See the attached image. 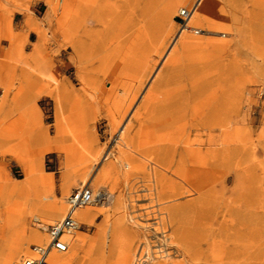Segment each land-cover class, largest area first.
Segmentation results:
<instances>
[{"label": "rangeland", "instance_id": "obj_1", "mask_svg": "<svg viewBox=\"0 0 264 264\" xmlns=\"http://www.w3.org/2000/svg\"><path fill=\"white\" fill-rule=\"evenodd\" d=\"M65 1L0 0V208L24 202L21 189H33L34 169L51 177L47 194L63 202L65 213L67 198L84 184L110 194L109 202L84 206L93 216L78 217L83 240L60 253L69 264H113L118 251L107 260L111 247L135 253L130 264H264V0H153L149 33L120 54L114 66L119 80L110 92L87 84L90 76L84 83L71 56L61 54L58 19ZM168 4L175 5L167 13ZM182 8L191 10L183 26ZM105 83L113 88L109 79ZM154 87L158 93L179 87L177 95L189 104L230 100L237 110V153L200 191L192 193L169 173L173 195V180L162 185L151 178L149 163L137 153L149 136L139 129ZM135 93L122 119L120 110ZM59 119L62 145L74 152L69 158L63 149H49ZM124 135L131 152L117 142ZM110 162L114 169L107 173ZM64 214L40 227L43 238L27 239L25 250L45 242L48 226ZM37 223L31 220V230ZM113 225L124 232L117 242Z\"/></svg>", "mask_w": 264, "mask_h": 264}, {"label": "bare ground", "instance_id": "obj_2", "mask_svg": "<svg viewBox=\"0 0 264 264\" xmlns=\"http://www.w3.org/2000/svg\"><path fill=\"white\" fill-rule=\"evenodd\" d=\"M152 2L153 0H145L144 5H141L140 0H66L64 2L58 19L61 41L63 42L60 47L62 48L61 54L71 56V63L75 65L76 74H82L81 78L84 83L87 82L85 78L87 75L90 76L88 77L90 82L87 84L102 85L103 92L106 90L108 92H110L109 90L115 91V85L119 80L114 68L115 63L123 51L134 47L148 35L152 23V15L149 10ZM168 5L170 7L167 13L175 4ZM189 17H191V10ZM187 27L189 26L186 25ZM184 29L182 30L184 31ZM69 50L71 51L68 52ZM91 70L98 72L103 76V79L101 80L97 76V78L91 77ZM108 79L111 81L112 89L110 86V89L106 87L105 81ZM166 81L168 80L163 83ZM89 89L91 88L85 85L84 97L86 98ZM178 90L179 87L174 89L170 87L158 93L154 87L145 96L144 104H146L147 114L144 121L141 119L140 123L142 124L139 131L149 136L147 139L140 140L141 146L137 153L143 158L145 166L149 163L148 168L153 175L151 178L153 177L157 182L159 181L163 185L164 181L171 180L168 175L171 173L175 178L184 181L191 191H200L204 184L219 176L222 162L235 157L240 144L238 135L240 120L237 110L230 100L225 102L213 98L207 102L189 104L177 95ZM137 94L130 96L127 105H124L120 110L121 112L123 110L122 119L135 103ZM106 95L105 97H108ZM72 97L74 100L79 99L76 94ZM88 103V108L93 107L90 101ZM248 114L245 115L244 120L248 119ZM121 121L123 122V120ZM144 128L147 130L145 131ZM57 130V136L53 140H48L49 144L53 143L49 149L59 152H62L63 149L65 156L69 158L74 152L70 146L62 145L66 137L61 132L60 119L57 121ZM121 133H119V137ZM118 139L117 142L126 148V152L133 150L125 135L121 136V140L118 141ZM244 142L245 140L242 141V143ZM105 154V156H109L112 155V152L107 151ZM113 169L114 162H110L105 172L110 173ZM30 173L31 180L33 179L35 184L31 190L21 189L24 202L17 206L7 205L3 209L0 208V253L6 252L5 260L0 264H16L23 252L25 257L32 255V248L25 250V241L29 238L31 240L43 238L44 234L40 227H46V223L52 222L57 216L65 213L63 202L54 194H47L45 186L52 180L51 177L44 173H35L34 169H31ZM172 180V182L170 181L171 190H174L172 194L176 195L175 180ZM15 188L16 185H12L10 189L15 191ZM75 216L77 219L79 217L81 220H90L93 211L82 206L76 210ZM32 219L38 222L37 228L34 230L30 228ZM78 230L64 236L70 242V249L73 244H78L83 240L78 234ZM123 233L118 225H113L111 239L117 242ZM187 233H182V235L185 236ZM48 241L49 236L43 243ZM116 250L118 257L113 264H130L132 257L136 255L127 248L111 247L106 259H110ZM66 252L54 251L51 257L53 264H69V260L60 254ZM169 254L167 255L169 256ZM134 264H137V261Z\"/></svg>", "mask_w": 264, "mask_h": 264}, {"label": "built area", "instance_id": "obj_3", "mask_svg": "<svg viewBox=\"0 0 264 264\" xmlns=\"http://www.w3.org/2000/svg\"><path fill=\"white\" fill-rule=\"evenodd\" d=\"M189 16L188 8L179 10L178 17L182 26L187 23ZM109 201L108 190L95 191L90 184L75 188L68 197L69 209L65 216L48 226L49 241L32 244V255L25 257L21 264H53L51 257L54 251L66 252L70 249V242L64 236L80 228V222L75 216L76 210L94 202Z\"/></svg>", "mask_w": 264, "mask_h": 264}]
</instances>
